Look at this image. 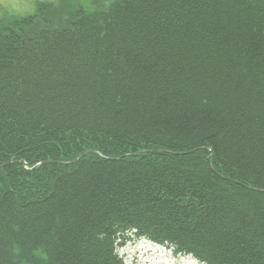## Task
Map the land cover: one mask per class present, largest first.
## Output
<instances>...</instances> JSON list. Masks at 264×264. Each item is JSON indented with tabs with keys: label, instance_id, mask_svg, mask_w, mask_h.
<instances>
[{
	"label": "trees",
	"instance_id": "1",
	"mask_svg": "<svg viewBox=\"0 0 264 264\" xmlns=\"http://www.w3.org/2000/svg\"><path fill=\"white\" fill-rule=\"evenodd\" d=\"M139 239L264 264V0L0 17V264Z\"/></svg>",
	"mask_w": 264,
	"mask_h": 264
},
{
	"label": "rangeland",
	"instance_id": "2",
	"mask_svg": "<svg viewBox=\"0 0 264 264\" xmlns=\"http://www.w3.org/2000/svg\"><path fill=\"white\" fill-rule=\"evenodd\" d=\"M109 1L111 0H64V4L70 8L80 6L89 10L105 8ZM39 3L59 7L60 0H0V17L4 14L30 15ZM117 253L124 264H199L191 256L177 255L173 248L155 246L145 239L128 242Z\"/></svg>",
	"mask_w": 264,
	"mask_h": 264
},
{
	"label": "water",
	"instance_id": "3",
	"mask_svg": "<svg viewBox=\"0 0 264 264\" xmlns=\"http://www.w3.org/2000/svg\"><path fill=\"white\" fill-rule=\"evenodd\" d=\"M87 153H91V151H88ZM84 155V153H82V154H80V155H78L76 158H74V160H72L71 162H70V164H73L75 161H77L80 157H82ZM47 163H52V162H47ZM63 165H66V164H64V163H62Z\"/></svg>",
	"mask_w": 264,
	"mask_h": 264
},
{
	"label": "bare ground",
	"instance_id": "4",
	"mask_svg": "<svg viewBox=\"0 0 264 264\" xmlns=\"http://www.w3.org/2000/svg\"><path fill=\"white\" fill-rule=\"evenodd\" d=\"M155 245V244H154ZM156 246V245H155ZM158 246V245H157ZM161 249V248H160ZM163 251V250H162Z\"/></svg>",
	"mask_w": 264,
	"mask_h": 264
}]
</instances>
